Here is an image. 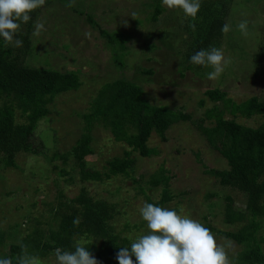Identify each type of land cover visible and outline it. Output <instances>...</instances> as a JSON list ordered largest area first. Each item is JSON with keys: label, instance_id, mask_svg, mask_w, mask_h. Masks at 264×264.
I'll return each instance as SVG.
<instances>
[{"label": "rangeland", "instance_id": "1", "mask_svg": "<svg viewBox=\"0 0 264 264\" xmlns=\"http://www.w3.org/2000/svg\"><path fill=\"white\" fill-rule=\"evenodd\" d=\"M152 4L153 0H46L31 13L28 25L21 24L19 33L29 28L28 54L22 65L73 72L80 85L74 91L54 96L47 106L48 114L35 124L37 153L18 152L13 168L0 166V258H9V245H16L31 230L44 235L56 223L53 212L81 188L89 197L113 205L111 225L132 243L149 231L139 209L145 196L152 201L159 198L161 188L150 187L146 181L160 169L169 178L168 192L172 196L165 208L176 209L178 214L216 231L236 229L237 224L223 222V207L230 202L242 210L243 197L203 173V167L221 170L226 164L206 144L196 124L205 110L215 107L222 111L224 120L249 128L264 127V115H256L248 108L251 97L264 103V0L230 1L225 18L230 31L209 47L221 49L231 63L215 81L207 78L210 67L193 65L184 57L187 36L183 26L188 17L182 10H170L161 2L162 10L153 21ZM37 20L44 24V30L34 37ZM241 21H248L247 35L237 27ZM99 30L107 37L101 36ZM259 54L263 56L255 59ZM118 79L137 85L151 105L187 114L190 121L170 126L163 141L152 133L146 146L154 152L147 157L138 156L129 140L117 142L107 128L92 122L91 154L84 158L86 166L103 173L109 161L122 160L125 152L132 164L126 175L116 173L99 182H81L72 160L63 162L58 157L69 151L81 134L80 116L88 112L99 88ZM211 89L225 92L224 98L230 100L227 110L221 102L204 95ZM15 120L21 121L17 115ZM202 125L210 127L212 122L204 121ZM38 143L44 146L41 152ZM52 154L56 157L51 159ZM257 221L256 238L263 237L264 219ZM213 234L218 244L231 242L227 252L234 264L241 247ZM39 260L55 264V251Z\"/></svg>", "mask_w": 264, "mask_h": 264}, {"label": "trees", "instance_id": "2", "mask_svg": "<svg viewBox=\"0 0 264 264\" xmlns=\"http://www.w3.org/2000/svg\"><path fill=\"white\" fill-rule=\"evenodd\" d=\"M231 0H201V9L193 20L188 18L183 26L187 36L184 57L199 49H206L222 36L221 26L225 24ZM162 0H153L151 20L161 12ZM87 21L91 22L90 19ZM195 24V31L189 27ZM28 25V24H27ZM27 28V26H26ZM29 28L18 33L16 38L23 41V47L10 49L0 37V166L14 167V156L18 152L37 153L33 138L35 124L48 114L47 106L54 96L76 90L80 83L73 72L59 73L49 69L28 68L22 65V59L28 54ZM101 36L106 33L99 30ZM109 42L111 39L108 38ZM121 47V46H120ZM263 54L256 55L258 60ZM204 95L211 101L222 103L227 110L230 100L224 98L225 92L218 89L206 90ZM248 108L256 115H264V103L255 97L248 100ZM21 121H16L15 116ZM83 127L79 137L64 155L63 162L70 158L74 163L79 181L99 182L114 176L125 174L132 160L129 153H123L122 160L113 158L107 163L103 173L92 171L86 166L84 158L91 154L90 128L97 122L107 128L115 141L129 140L132 148L140 157L153 154L146 146L150 135L155 134L161 141L164 132L179 122L190 121V116L179 111H171L163 106L151 105L142 97L141 89L126 80L118 79L103 84L87 113L80 116ZM204 121L212 122L205 127ZM196 128L204 135L206 144L225 161L226 168L217 170L203 167V173L216 180L217 184L237 190L243 197V208L237 210L228 202L223 207V222L237 224L234 231H216L205 225L211 232L240 246L234 264H264V235L256 238L259 229L258 219H264V127L249 128L232 120H224L222 111L215 107L205 110ZM39 144V143H38ZM43 145L39 144L41 152ZM56 157L52 154L51 159ZM164 170L148 176L146 185L160 187L159 198L155 201L145 196V203L164 207L172 199L168 192L169 178ZM126 175V174H125ZM134 181V180H133ZM138 191L142 189L138 187ZM58 198L61 194L58 193ZM61 210V211H59ZM176 210V209H173ZM55 225L48 227L44 235L37 230L25 234L16 245H9L13 264L22 251L29 255L43 257L56 248L74 250L82 243L99 261V264H118L116 253L121 247H130L129 240L114 231L111 225L113 205L96 200L87 195L84 189L63 203L53 212ZM80 218L79 225H73L74 218ZM3 233L0 232V243ZM17 257H13V255ZM135 262V257H133Z\"/></svg>", "mask_w": 264, "mask_h": 264}, {"label": "clouds", "instance_id": "3", "mask_svg": "<svg viewBox=\"0 0 264 264\" xmlns=\"http://www.w3.org/2000/svg\"><path fill=\"white\" fill-rule=\"evenodd\" d=\"M45 2L46 0H0V37L6 44L15 48L23 47V41L16 38L21 24H27L32 19L31 13L41 8ZM162 6L170 10H182L185 17L194 20L201 9V0H162ZM189 27L195 31V24H190ZM237 27L243 35L248 34V21H241ZM43 30L44 24L37 20L32 36L38 37ZM229 31V24L221 26L222 33ZM189 62L210 67L212 71L207 74V78L211 81L217 80L231 63L223 51L216 47L195 51ZM139 212L149 231L138 236L130 247L119 248L115 256L118 264H231L227 252L231 242L218 244L214 234L199 221L152 203H144ZM72 223L79 225L80 218H74ZM0 264H13V261L11 258H0ZM17 264L42 262L39 257L22 251ZM55 264H99V261L86 246L77 243L74 250L56 248Z\"/></svg>", "mask_w": 264, "mask_h": 264}]
</instances>
